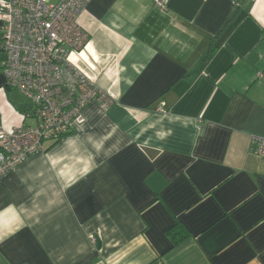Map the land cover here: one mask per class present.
I'll return each instance as SVG.
<instances>
[{"label": "crops", "instance_id": "0c3cea01", "mask_svg": "<svg viewBox=\"0 0 264 264\" xmlns=\"http://www.w3.org/2000/svg\"><path fill=\"white\" fill-rule=\"evenodd\" d=\"M78 21L70 59L111 104L0 177V264H264V0H88ZM20 96L0 72L8 128L34 123Z\"/></svg>", "mask_w": 264, "mask_h": 264}, {"label": "built area", "instance_id": "2783aa9c", "mask_svg": "<svg viewBox=\"0 0 264 264\" xmlns=\"http://www.w3.org/2000/svg\"><path fill=\"white\" fill-rule=\"evenodd\" d=\"M88 0H0V61L6 85L21 93L33 124L6 127L0 117V177L56 142L83 121L91 102L102 109L109 96L70 59L88 43L78 17ZM165 7V0H155ZM264 157V138L252 141Z\"/></svg>", "mask_w": 264, "mask_h": 264}, {"label": "trees", "instance_id": "16d2710c", "mask_svg": "<svg viewBox=\"0 0 264 264\" xmlns=\"http://www.w3.org/2000/svg\"><path fill=\"white\" fill-rule=\"evenodd\" d=\"M238 7H239V2H235L234 10H233L232 13L227 17V19L225 20V22H224L223 26L221 27V29L224 27V25H226L227 22H229V21L234 17V13H235V11L238 9ZM2 57H3V51H2V49L0 48V61H1ZM208 57H209V51H207V52L205 53V55L202 56V60L204 61V60H206ZM0 72H1V68H0ZM20 94H21V93H20ZM21 95H22V94H21ZM25 105H26V104H25ZM20 109H21V108H20ZM20 111H21V110H20ZM174 226H175V225H173V226L169 229V233H170L171 237H173V239L176 240L175 237H176L177 233H179V232H177V231L175 230V227H174ZM176 238H177V237H176Z\"/></svg>", "mask_w": 264, "mask_h": 264}, {"label": "rangeland", "instance_id": "374dc122", "mask_svg": "<svg viewBox=\"0 0 264 264\" xmlns=\"http://www.w3.org/2000/svg\"><path fill=\"white\" fill-rule=\"evenodd\" d=\"M15 93H16V95H21L19 92H17L16 90H15ZM23 95H21L20 96V98L22 99L23 97H22Z\"/></svg>", "mask_w": 264, "mask_h": 264}]
</instances>
